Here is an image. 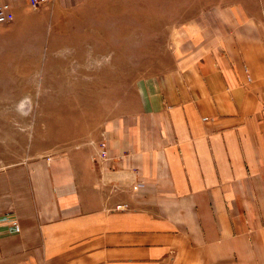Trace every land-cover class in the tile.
Masks as SVG:
<instances>
[{
  "label": "crops",
  "instance_id": "obj_1",
  "mask_svg": "<svg viewBox=\"0 0 264 264\" xmlns=\"http://www.w3.org/2000/svg\"><path fill=\"white\" fill-rule=\"evenodd\" d=\"M3 2L0 97L45 80L104 104L50 110L0 169V264H264V0H210L167 25L170 67L129 76L122 98L104 0Z\"/></svg>",
  "mask_w": 264,
  "mask_h": 264
},
{
  "label": "rangeland",
  "instance_id": "obj_2",
  "mask_svg": "<svg viewBox=\"0 0 264 264\" xmlns=\"http://www.w3.org/2000/svg\"><path fill=\"white\" fill-rule=\"evenodd\" d=\"M209 1L104 0L105 10L108 5L111 7L108 12H114L113 20L105 18L103 22L115 32L108 36V41L118 47L115 55L119 57L121 64L120 81L119 85L115 83L114 86L119 88L121 98L127 94L129 82L126 80L129 76L134 74L138 79L159 74L170 67L173 56L169 46V29L166 30V26L184 21L189 16L187 12L206 8ZM91 9L99 10L95 6ZM104 41L107 42V39ZM133 59L135 67L122 65L127 60L131 64ZM12 68L6 61L5 69ZM41 83L44 88L46 81ZM41 83L14 84L13 88L24 87L21 97H0V169L23 160L32 152L31 142L37 130L40 129L45 134L48 132L50 122L47 113L50 110L58 111L61 116L63 110H103L104 100L100 96L64 99L63 82L55 84L57 89L54 92L40 89ZM112 101L116 102V99ZM79 115L77 112L76 116Z\"/></svg>",
  "mask_w": 264,
  "mask_h": 264
},
{
  "label": "built area",
  "instance_id": "obj_3",
  "mask_svg": "<svg viewBox=\"0 0 264 264\" xmlns=\"http://www.w3.org/2000/svg\"><path fill=\"white\" fill-rule=\"evenodd\" d=\"M29 1L32 6L37 7L40 4L51 1V0H29ZM13 18H14V15L11 11V5L8 2L1 3L0 4V24H6L10 22L11 20H13ZM101 155L104 158L107 157V150L105 148L101 150ZM8 220L11 222L12 226L14 227L16 231L20 230V225L15 217L10 216Z\"/></svg>",
  "mask_w": 264,
  "mask_h": 264
}]
</instances>
